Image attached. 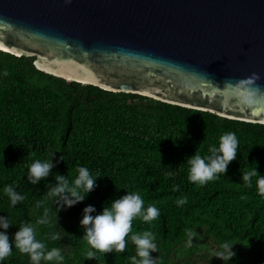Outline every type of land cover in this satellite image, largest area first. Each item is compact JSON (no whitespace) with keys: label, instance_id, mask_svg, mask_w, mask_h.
I'll return each mask as SVG.
<instances>
[{"label":"trees","instance_id":"obj_1","mask_svg":"<svg viewBox=\"0 0 264 264\" xmlns=\"http://www.w3.org/2000/svg\"><path fill=\"white\" fill-rule=\"evenodd\" d=\"M35 56H16L0 49V216L14 225L10 241L24 222L49 249L58 247L63 264H130L135 246L124 253H101L86 259L90 250L79 221L82 209L97 212L126 191H138L161 215L151 223L137 218L132 232L152 231L157 237V264H223L211 254H198L187 235L205 226L218 250L222 242L236 243L231 264H264V195L248 187L242 174L257 165L264 175V124L160 101L139 93L103 89L66 80L34 64ZM225 132L239 138L237 158L225 174L205 185L188 180L186 158L206 154ZM179 137V138H178ZM54 153L52 174L35 185L27 181L34 159ZM63 159H59V157ZM255 162V163H254ZM80 166L100 178L86 199L56 214L47 192L55 174L72 180ZM171 172V175H168ZM8 185L25 199L11 206ZM182 197L187 203L178 206ZM49 224H37L45 211ZM56 215L58 217L56 221ZM51 234L61 239L51 240ZM3 264H30L13 247Z\"/></svg>","mask_w":264,"mask_h":264},{"label":"water","instance_id":"obj_2","mask_svg":"<svg viewBox=\"0 0 264 264\" xmlns=\"http://www.w3.org/2000/svg\"><path fill=\"white\" fill-rule=\"evenodd\" d=\"M0 44L55 76L264 124V0H0Z\"/></svg>","mask_w":264,"mask_h":264},{"label":"clouds","instance_id":"obj_3","mask_svg":"<svg viewBox=\"0 0 264 264\" xmlns=\"http://www.w3.org/2000/svg\"><path fill=\"white\" fill-rule=\"evenodd\" d=\"M257 79L253 76L248 80L251 85ZM255 89L243 95V100L248 103V97L253 95ZM179 138V137H178ZM240 147L239 138L234 132H225L218 141V144L209 145L206 154L194 152L186 158L188 166V180L199 185H205L214 181L219 174H225L230 162L237 158ZM55 151H50L44 159H34L27 169V181L35 185L46 180L54 167ZM59 159H63L61 156ZM255 163V162H254ZM171 175V172L168 174ZM99 175H93L89 168L80 166L77 175L69 180L66 175L55 174V183L48 188L47 195L56 205V214L62 209H67L84 201L87 195L96 187ZM242 180L248 187H255L260 195H264V175L258 173L257 165L250 167L242 174ZM11 206L15 207L25 197L19 194L15 187L8 185L4 188ZM110 204L104 206L97 212L93 205H87L82 209L79 224L83 229V238L87 240L90 250L86 252V259H95L96 251L105 253H124L129 240L135 246V255L128 257L130 264H157V257L151 253L158 252L157 237L149 230L143 232H132L133 221L137 218L144 222L151 223L160 215V210L155 204H148L145 207V200L138 191H126L116 199L109 200ZM177 205L187 203V198L182 197L176 201ZM58 217L56 215V221ZM37 224H49V212L46 210L43 217L36 221ZM14 226L6 215L0 216V264L12 255L13 247L20 253L26 255L30 264H63L65 259L58 247L49 249L45 242L38 240L34 227L24 222L9 239L7 230ZM189 244L192 238L197 236L194 230H189ZM49 239L55 241L61 239L59 234H51ZM234 243L222 242L218 246L216 254L212 257L220 259L223 264H231L235 257L232 251ZM96 250V251H93Z\"/></svg>","mask_w":264,"mask_h":264},{"label":"rangeland","instance_id":"obj_4","mask_svg":"<svg viewBox=\"0 0 264 264\" xmlns=\"http://www.w3.org/2000/svg\"><path fill=\"white\" fill-rule=\"evenodd\" d=\"M204 229H205V226H202V227H195L194 230L197 234V236L193 237L192 238V243H195V245L197 246L198 248V254H203V255H207L208 258H210V255L212 254H215L216 251H217V248L214 244V241L212 240V238L210 237H206L204 235ZM189 233V232H188ZM189 235H187V240L189 242ZM237 244L234 243L232 248L233 247H236ZM201 264H208V263H204L203 261L201 262Z\"/></svg>","mask_w":264,"mask_h":264},{"label":"bare ground","instance_id":"obj_5","mask_svg":"<svg viewBox=\"0 0 264 264\" xmlns=\"http://www.w3.org/2000/svg\"><path fill=\"white\" fill-rule=\"evenodd\" d=\"M0 48L6 50V48L3 47L1 44H0ZM65 78H66V77H65ZM66 79H68V80H74V79H70V78H66ZM76 81H78V80H76ZM81 82L83 83V81H81Z\"/></svg>","mask_w":264,"mask_h":264}]
</instances>
